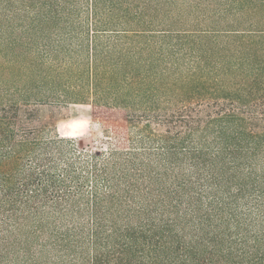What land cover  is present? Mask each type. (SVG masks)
Returning a JSON list of instances; mask_svg holds the SVG:
<instances>
[{
    "label": "trees",
    "instance_id": "trees-1",
    "mask_svg": "<svg viewBox=\"0 0 264 264\" xmlns=\"http://www.w3.org/2000/svg\"><path fill=\"white\" fill-rule=\"evenodd\" d=\"M0 264H264V0H0Z\"/></svg>",
    "mask_w": 264,
    "mask_h": 264
},
{
    "label": "rangeland",
    "instance_id": "rangeland-1",
    "mask_svg": "<svg viewBox=\"0 0 264 264\" xmlns=\"http://www.w3.org/2000/svg\"><path fill=\"white\" fill-rule=\"evenodd\" d=\"M17 121L19 126L72 138L88 153L106 146L103 124L92 116L89 104L20 101Z\"/></svg>",
    "mask_w": 264,
    "mask_h": 264
}]
</instances>
